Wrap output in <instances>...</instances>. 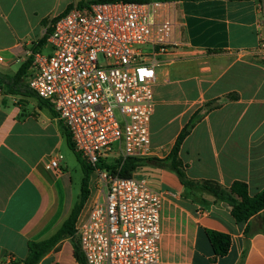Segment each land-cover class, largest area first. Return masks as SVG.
Segmentation results:
<instances>
[{"label": "crops", "instance_id": "obj_1", "mask_svg": "<svg viewBox=\"0 0 264 264\" xmlns=\"http://www.w3.org/2000/svg\"><path fill=\"white\" fill-rule=\"evenodd\" d=\"M89 1L0 0V263L13 258L24 264L29 243L55 236L79 201L84 173L75 154L64 153L65 144L70 150L68 129L29 88L32 69L22 80L16 76L46 35L44 21ZM173 37L176 45L157 58L149 158L169 157L192 125L178 153L187 178L225 188L243 183L251 196L261 193L264 55L258 48L264 40V0L178 1ZM47 47L46 42L39 52ZM59 157L60 170H53L50 162ZM139 171L163 193L162 264H264V210L238 223L230 205L191 191L176 173L151 165ZM99 187L93 172L75 236H64L39 264H80L77 226ZM207 231L231 237L226 256L216 258Z\"/></svg>", "mask_w": 264, "mask_h": 264}, {"label": "built area", "instance_id": "obj_2", "mask_svg": "<svg viewBox=\"0 0 264 264\" xmlns=\"http://www.w3.org/2000/svg\"><path fill=\"white\" fill-rule=\"evenodd\" d=\"M177 2L75 6L52 24V54L30 55L29 88L57 113L100 184L77 226L86 264H162L163 193L108 166L152 156L157 58L176 45ZM258 51L264 55V40ZM59 159L50 168L60 170Z\"/></svg>", "mask_w": 264, "mask_h": 264}, {"label": "trees", "instance_id": "obj_3", "mask_svg": "<svg viewBox=\"0 0 264 264\" xmlns=\"http://www.w3.org/2000/svg\"><path fill=\"white\" fill-rule=\"evenodd\" d=\"M154 0H93L89 2H80L78 4L70 5L66 11L60 16L68 13L75 6L84 7L88 4H98V3H115V2H135L144 3ZM170 1V0H166ZM175 1H203V0H175ZM229 1H244V0H229ZM59 16V17H60ZM57 18L49 21H44V24L49 23L54 24ZM52 28H49L46 35L32 48V52L36 53L41 50V48L46 44L48 35L51 33ZM33 63V58L30 57L28 60L20 67L17 73V79L22 80L27 76L28 70L31 68ZM192 125H188L182 134L179 136L172 153L165 160L157 158L148 159H135L129 158L122 161H117L115 164L108 166L113 173L117 174L121 178H131L134 177L139 169L145 165H151L160 169H167L178 175L181 182L185 187L191 191H200L202 193H208L215 197L217 202H224L231 206L232 215L238 223L248 222L252 217L256 216L264 210V191L261 193L251 196L247 185L243 183H234L231 188H225L217 182L214 181H203L195 182L187 178L185 172L182 170V163L178 159L179 150L188 136L190 128ZM67 144L70 150L75 154L78 162L80 163L84 178L82 182V191L79 197L78 203L75 205L72 214L69 219L64 223L61 230L52 238L39 242L29 243V254L24 264H39L40 261L53 249V247L66 235L75 236V224L78 217L90 196V179L93 174L95 167L87 162L83 156L76 150L71 136L67 130L66 132ZM208 239L214 249L216 258L226 256L231 248L232 240L231 237L224 233H219L215 231H207ZM75 257L80 264H86L85 258L81 253L79 244L75 248Z\"/></svg>", "mask_w": 264, "mask_h": 264}, {"label": "rangeland", "instance_id": "obj_4", "mask_svg": "<svg viewBox=\"0 0 264 264\" xmlns=\"http://www.w3.org/2000/svg\"><path fill=\"white\" fill-rule=\"evenodd\" d=\"M49 22H51V20L49 21ZM51 25H52V23H49V28H51ZM48 28V29H49ZM52 47L51 46H48L42 53L44 54V55H46V56H48V55H51L52 54ZM64 153H65V155L67 154L68 155V153L69 154H72L71 153V150H69L68 149V147H67V145L65 144V146H64ZM73 156V155H72ZM113 164V163H112ZM115 164V163H114ZM82 177V176H81ZM135 177H137V178H139V179H147L148 180V183H149V187H151L152 188V186H154V180H153V178L152 177H150V176H148L146 173H143L142 171H139L138 170V174L135 176ZM75 180H76V186H77V190H78V188L79 187H81V185H80V181H79V177L78 176H76L75 175Z\"/></svg>", "mask_w": 264, "mask_h": 264}]
</instances>
